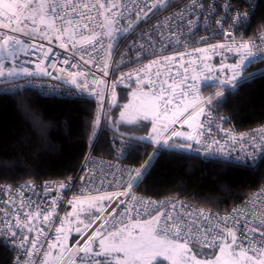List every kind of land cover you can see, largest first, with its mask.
<instances>
[{"label": "built area", "instance_id": "1", "mask_svg": "<svg viewBox=\"0 0 264 264\" xmlns=\"http://www.w3.org/2000/svg\"><path fill=\"white\" fill-rule=\"evenodd\" d=\"M258 1L198 0L202 7L194 8L192 0H164L162 4L159 0H101L106 8L111 4H115L116 7L111 8L110 12L98 6L92 8L90 12L83 8L77 9L95 18L92 27L96 32L101 33V36L100 43L94 48L77 44L73 49L68 43L67 36L57 39L56 34L49 31L45 38L39 32H33V26L30 23L22 31L0 28V34L12 36L25 44V56L32 62L29 71L34 73L32 76L15 77L2 83L0 93L33 90L40 95L57 97L81 95L92 97L99 94L100 127L105 117L106 105L119 88L130 89L143 95L145 92L159 93L162 87L165 98L171 96L174 100L173 104L167 106L169 116L180 103L181 92H187V96L182 97L185 102L191 101L194 97H199L202 101H207L211 97L210 104H201L204 107V115L198 117V122L203 124V128L188 127V124L183 123L192 111L191 108L174 124L165 119L162 108L156 124L161 129L164 124H168L165 135H170L172 131L182 133L184 130L186 134L203 133L199 136L200 144L185 141L183 137H172L170 140V143L191 144V148L164 150H185L203 160L255 166L261 159L258 153L264 150V140L261 139V135L264 134V124L248 132H241L233 128L223 115L213 110L212 103L225 93L232 91L231 84H222L218 81L231 78L233 73L226 66L238 62V53L235 48L229 51L222 48L213 49V46L230 45L232 41L228 39L226 33L232 29L233 19L237 12L247 14L251 11V22ZM48 2L55 4L61 15L69 14L70 9L64 7L67 0H48ZM72 2L79 3L80 0H72ZM84 2L95 5L97 0H84ZM153 4L158 6L153 8ZM229 4L231 5L230 11L226 7ZM149 9L151 11H148ZM137 12H139V20L136 17ZM145 12L148 13L146 17ZM50 15L54 14L50 13ZM105 17L113 18L115 21L113 29H119L118 33H113L117 37L114 43L103 35L106 28L99 26L105 23ZM70 18L78 19L74 15ZM189 20L192 21L191 24L188 23ZM250 22L240 24L238 30H232V36L236 42L249 41L259 45V36L264 33V26L253 33L250 30ZM130 23L131 27H129ZM62 24L64 21L56 20L57 27ZM62 40L68 44L67 48L60 46ZM109 43H113L110 49L107 47ZM15 44L17 43L14 40L10 41L7 50L11 51ZM85 49H89L90 54L86 53ZM197 49L206 51H196ZM258 55H264V50ZM81 56L84 59H81ZM65 60L69 62L65 63ZM263 60L257 58L251 63H246V71L242 72L241 76L250 75V79H253L264 74V66L250 68ZM85 61L89 62L85 63ZM74 64L75 67H73ZM37 65L43 67L49 74L40 73ZM105 71L107 75L104 74ZM70 73L77 74L78 84L83 85L86 81L87 90L82 91L76 84H73ZM193 77H195L194 80ZM246 81H242L241 84ZM169 85L176 87V93L171 92ZM192 85L194 88L190 87ZM99 86L103 87L101 91H98ZM217 93L221 95L217 96ZM152 127L153 120L150 122L148 131L138 138L113 133L110 136V147L113 152L110 158L95 156L91 144L77 172L67 178L46 179L38 185L25 180L15 184L0 183V241L12 249L10 264H17V262L25 264L29 259L26 249L35 251L31 249V242L37 237H39L37 248L40 254L33 255L31 259L42 261V253L48 251L47 244L55 242L58 235L61 236V233H57L55 229L64 223V214L72 204L69 201L74 203L77 199L83 201L92 197L112 196V200L102 208L103 218H108V213L112 211V208H117L116 215L109 218V225H106L108 228L115 221H123L116 223L117 227L124 223L142 221L153 215L167 212L174 217L182 216L186 226L201 239L207 229H212V233L208 235L211 240L224 227L222 219L224 217H229L228 227L235 223L233 218L239 219L241 228L244 227L246 221L250 222L249 226L261 224L264 219V184L249 193L241 203L225 212L192 205L173 197L152 198L137 192L135 188L159 153L155 155L143 175L133 181L131 190H128V173L135 169H143L157 148L154 142L147 139L152 134ZM253 136H255V141L251 139ZM139 142L150 146L146 159L139 166L127 164L125 159L131 147ZM253 156L256 157L255 164L252 162ZM60 184L70 185V187L61 188ZM125 191L129 192L127 196L119 195ZM53 201H56L55 205ZM117 201H123V203L117 207ZM126 207L134 210L121 217L119 213L123 212ZM53 208L55 211L48 222L43 221V215L34 218L31 223L25 220V213L35 214L39 210L42 214H47L52 212ZM201 212L204 213L203 216ZM17 218L20 221V227L16 226ZM26 223L28 227H33V231H28V227L24 226ZM99 223L100 221L97 220L87 233L91 234ZM9 224L12 231L16 233L14 240L8 231H3ZM218 224L219 227H217ZM40 229L44 230L43 235H40ZM237 234L240 236L239 230ZM255 235L259 241L258 233ZM24 236L28 237V243L22 248L19 245ZM240 239L243 240V236H240ZM192 246L203 247L197 243H190L189 247ZM204 248L218 251V248Z\"/></svg>", "mask_w": 264, "mask_h": 264}, {"label": "trees", "instance_id": "2", "mask_svg": "<svg viewBox=\"0 0 264 264\" xmlns=\"http://www.w3.org/2000/svg\"><path fill=\"white\" fill-rule=\"evenodd\" d=\"M262 26L264 1L259 0L250 30L254 33ZM263 66L264 60L250 68ZM7 81L10 79L0 80V85ZM131 93L130 89H117L106 105L101 127L99 94L57 97L40 95L33 90L0 93V183L15 184L25 180L38 185L46 179L72 176L91 144L95 156L112 157L110 136L113 133L138 138L150 128L149 121L124 123L118 120ZM212 108L238 131H250L263 125L264 74L242 83L235 91L225 93L212 103ZM97 120L99 126H96ZM149 151L148 144L136 143L125 162L139 166ZM262 184V157L255 166H250L203 160L185 150H162L135 190L152 198L173 197L225 212ZM109 201L103 199L101 205L104 207ZM97 210L89 209L80 215L78 221L87 223L97 215ZM78 221L73 219V226L83 228ZM78 236L77 232L72 234L69 243L73 244ZM84 240L82 237L77 242L82 246ZM77 242L72 248L77 247ZM190 248L201 260L216 254V251L204 247ZM11 257L12 249L0 241V264H10Z\"/></svg>", "mask_w": 264, "mask_h": 264}, {"label": "snow or ice", "instance_id": "3", "mask_svg": "<svg viewBox=\"0 0 264 264\" xmlns=\"http://www.w3.org/2000/svg\"><path fill=\"white\" fill-rule=\"evenodd\" d=\"M164 0H159V3H163ZM99 7L100 9H105L106 11H111V8L116 7L115 4H111L110 7L106 8V5L97 0L95 5H89L80 0L79 3H74L72 0H67V3L64 7L70 9V12L67 16L61 15L57 11V6L51 4L48 0H0V28H10L12 31H22L24 28L28 27L30 23L33 32H39L40 35L47 38L48 32H53L56 34L57 39H62V37L67 36L68 43L71 44L72 48L75 49L77 44L95 47L96 44L100 43L101 33L95 31V28L92 27L94 24L95 18L89 15L85 11H77L78 8H83L91 11L92 8ZM157 4H153L152 7H157ZM192 6L194 8L202 7L198 3V0H192ZM227 9L231 10V5L226 6ZM148 11H151L149 9ZM53 13L54 15H50ZM145 12V17L147 16ZM78 17V19H72V16ZM103 15V13H101ZM115 14H113L114 16ZM251 11L247 14H241L237 12L236 17L233 19L232 29H230L226 35L232 43L229 44H219L214 45L213 49L222 48L229 51L232 48H235L238 53V62L233 65L226 66L232 71L231 78H226L224 81H218L222 84H231L232 90L235 91L241 84L242 81L250 79V75L241 76V73L246 71V63H251L253 59H264V55H258L264 50V33H261L259 36L260 44L249 41L236 42L235 38L232 36V30H238L240 24H246L250 22ZM137 20H139V12L136 13ZM59 19L64 21L60 27H57L56 20ZM220 23L219 21H215ZM115 23L113 18L105 17V23L99 25L102 28H106V31L103 33L104 36H107L113 43L116 40L114 32L119 31V29H113V24ZM189 24L192 23L191 20L188 21ZM131 23L129 27H131ZM88 34L85 35L84 33ZM15 41L19 44L20 41L15 39L12 36H7L0 34V50L6 48L10 41ZM113 43L108 44V48L113 47ZM61 47H68L67 43H62ZM103 46V45H101ZM196 51H206L205 49H197ZM85 52L90 54L89 49H85ZM251 58V59H250ZM81 59H84L81 56ZM172 59V58H166ZM68 60H65V63H68ZM89 61H85L88 63ZM155 63V62H154ZM76 65L74 64L73 67ZM107 65L105 64V68ZM37 69L40 73L48 75L49 73L37 65ZM187 71V69H185ZM107 75V72L104 73ZM32 76L34 73L30 72L27 68L21 67L19 70L15 66L7 69L5 71L4 65L0 64V77H17V76ZM72 77L71 82L76 84L77 87L81 88L82 91L87 90V82L83 85L78 84L76 80V73L69 74ZM131 75V74H129ZM195 77H193V80ZM235 82V83H233ZM172 93H176V87L173 85L168 86ZM194 88V85L190 86ZM220 96V93L216 94ZM144 100L141 103V110L144 114V118L148 119L150 116L153 120L152 134L147 137L157 145V148L154 150L153 156L149 157V160L146 162L143 169H135L128 173L129 180L127 182V189L131 190L133 187V181L138 180L143 172L146 171L147 166L150 165L151 161L155 158V155L161 152L164 149H173V148H191V144L171 142L172 137H183L185 141H194L197 144L201 143L199 136L203 133L198 134H186L177 131H172L170 135H165L168 129V124H164L161 127H158L156 121L160 118L161 111L163 108V114L166 120L169 123H176L181 116L191 108L192 111L188 114L187 118L183 121L185 124H189L190 127H200L203 128V124L198 122V117L204 115V107L201 104H210L211 97L207 101L200 100L199 97H194L191 101L185 102L182 97L187 96V92L180 93V103L176 105V108L172 111L171 116L168 115V105L174 103V100L169 96L165 98L164 89L161 87L159 93H143ZM182 105V107H181ZM128 107L127 105L125 106ZM121 119L125 117V113L121 112ZM131 122V121H129ZM96 126H99V120L96 121ZM144 139V138H141ZM243 139V137H241ZM255 141V136L251 137ZM261 139L264 140V134L261 135ZM255 147V144H254ZM258 155L264 158V150H261ZM253 164L256 163V157H252ZM134 172V175H133ZM61 188L70 187V185L60 184ZM128 191L122 192L119 195L127 196ZM108 199L112 200V196L106 197H92L89 201V207H94V201ZM135 200V197H133ZM69 203H73L69 201ZM76 203H83L79 199L76 200ZM117 207L123 201H117ZM151 204L152 202H147ZM56 204V201H53V205ZM175 209V205H173ZM134 209L125 208L123 212L119 213L121 217L129 214L130 211ZM55 209L53 208L52 212L47 214H42L41 211L37 210L35 214L25 213V220L28 223L34 218H38L43 215V221L48 222L51 215L54 213ZM100 215L96 216L93 219H89L87 223L85 221H78L79 224L83 225V228L77 227L76 232L81 233L82 237L86 236L84 240V245L81 247L79 242H77V247L73 252L72 249L66 248L64 241H66L67 236L56 237L55 242L47 244L48 251L42 253V261H32L31 257L35 254H40L37 244L39 237L31 242V249L35 251H28L26 249V254L29 259L25 264H49L48 258L51 256V250L59 246L61 249L60 255L55 258L57 264H63V252L68 251L71 255H76L80 252L85 254H93L94 257H104L103 260L95 259L94 264H164L165 261L169 264H264V219H262L260 225L249 226L248 221H246L243 228L240 227L239 219H235V223L228 227L229 217H224L223 223L224 227L217 233L215 236L209 240L208 235L212 233V229H207L206 234L201 239L199 236L193 233V230L188 228L184 222L182 216H173L171 213H159L158 215H153L151 219H145L143 221L136 220L134 223L127 224L124 227L117 228L116 223H122V220L115 221L110 225V228H106V225H109V218H112L116 215L117 208H112V211L108 213V218H103V209L97 210ZM158 211V210H157ZM236 211V210H234ZM76 212L75 205L73 206V215ZM204 213L201 212V216ZM97 220L100 223L97 227L91 231V234H88L86 230L91 229ZM28 223L24 226L28 227ZM17 227H20V221L17 218ZM219 227V224L217 225ZM237 230L240 232V236H243V240L240 239V236L237 234ZM3 231H8L11 235V238L14 240L16 233L12 231L11 225L9 224ZM28 231H33V227H28ZM57 233H64L66 230L63 227V224L60 227L55 229ZM40 235L44 234V230H39ZM258 233L259 241L255 234ZM251 237V238H250ZM98 241L99 251H94L93 244ZM28 243V237L24 236L20 241V247L24 248ZM190 243H197L203 247H212L218 248L219 254L215 255L214 258L208 259H197V255L193 253V249L189 247ZM41 247H44L41 245ZM71 260V256L69 257ZM19 264V262H17Z\"/></svg>", "mask_w": 264, "mask_h": 264}, {"label": "rangeland", "instance_id": "4", "mask_svg": "<svg viewBox=\"0 0 264 264\" xmlns=\"http://www.w3.org/2000/svg\"><path fill=\"white\" fill-rule=\"evenodd\" d=\"M24 50H25V44H23V43L15 44L12 47L11 51H8L7 47L4 48L3 50H0V64L4 65L5 71H7V69H9V68H12L13 66H15L17 70H19L21 67L27 68L29 70L32 62H31L30 59H28L25 56ZM21 76H23V75H21ZM17 77H20V76H17ZM13 78H15V77H11V78L0 77V80H3V79L12 80ZM102 89H103V87L99 86L98 91H101ZM144 99L145 98H144L143 95H141V94H139V93H137L135 91H132L129 102H127L123 106V108L121 110V112L125 113V117L122 120L121 116H120V114H121V112H120L118 120L121 121V122H124V123H132V122H135V121H138V120L152 122V117L150 116L148 119H145L144 118V114H143V112L141 110V103H142V101ZM126 105L128 106L127 108L125 107ZM129 121H131V122H129ZM188 127H190L189 124H188ZM182 133H186V131L184 130ZM173 149H175V148H173ZM103 197H106V196H103ZM89 201H90V199L83 200V203H76V202L72 203L70 205V208L64 214L63 227H64V229L66 231L64 233H61V236H64V235L67 236V239H66V241H64V244H65L66 248L72 249L73 252L76 249V248H72L73 245L80 238H82V234L79 233V236H78L77 240L73 244L69 243L70 236L72 234L76 233V228H77V227L73 226V219L76 222V221L79 220L80 215L85 213L89 209H94V208L95 209H101L103 207L101 205L103 200L94 201V205L95 206L91 207V208L89 207ZM74 205H75V208H76V212L73 215H69V213H73V206ZM149 219H151V218H149ZM131 223H134V222H128V223L121 224V225L117 226V228L124 227L125 225L131 224ZM105 227L108 228L107 226H105ZM88 230H86V231H88ZM84 238L86 239V236ZM83 245H84V242H83ZM93 249H94V251H99L100 250L99 247H98V241L94 242ZM60 252H61V249L59 248V246H57L56 248H53L51 250V256L48 258L49 261H50V264H57L55 258L60 255ZM218 254H219V250L216 252L215 255H218ZM70 256H71V260H69ZM214 256L209 257V258H214ZM95 259L103 260L104 257H94L93 254H91V253L90 254H85L83 252H80V253H78L76 255H71V253L68 252V251H64L63 252V257H62L63 264H94V260ZM167 264H169V262H167Z\"/></svg>", "mask_w": 264, "mask_h": 264}]
</instances>
